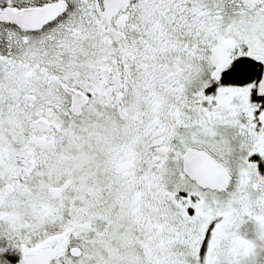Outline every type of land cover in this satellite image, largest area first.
<instances>
[{"label":"snow or ice","instance_id":"6c2138e0","mask_svg":"<svg viewBox=\"0 0 264 264\" xmlns=\"http://www.w3.org/2000/svg\"><path fill=\"white\" fill-rule=\"evenodd\" d=\"M0 264H264V0H0Z\"/></svg>","mask_w":264,"mask_h":264}]
</instances>
